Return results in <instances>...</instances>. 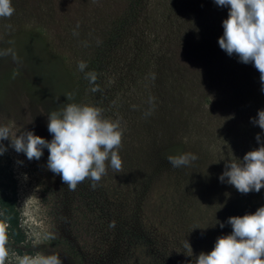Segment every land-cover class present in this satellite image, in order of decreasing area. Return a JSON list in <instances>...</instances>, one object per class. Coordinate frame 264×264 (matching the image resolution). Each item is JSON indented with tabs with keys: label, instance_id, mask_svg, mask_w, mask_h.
Returning a JSON list of instances; mask_svg holds the SVG:
<instances>
[{
	"label": "rangeland",
	"instance_id": "obj_1",
	"mask_svg": "<svg viewBox=\"0 0 264 264\" xmlns=\"http://www.w3.org/2000/svg\"><path fill=\"white\" fill-rule=\"evenodd\" d=\"M124 1L11 0L14 12L0 17V48L7 36L38 32L68 71L75 104L99 107L122 130L119 172L105 161L100 180L86 178L74 189L47 169V149L28 160L0 141L7 149L0 172L9 178L0 190L15 195L25 235L18 245L5 236L0 264L51 253L61 264H191L231 232L214 224L242 215L233 203L255 193L218 180L227 161L259 146L261 129L249 118L264 109L260 73L207 45L211 35H222L227 9L213 0H141L136 21L128 22L118 18ZM24 83L18 76L2 82L0 125L12 136L29 130L50 140L55 91L42 99ZM169 141L183 143V153L196 159L180 167L159 162L157 152Z\"/></svg>",
	"mask_w": 264,
	"mask_h": 264
},
{
	"label": "clouds",
	"instance_id": "obj_2",
	"mask_svg": "<svg viewBox=\"0 0 264 264\" xmlns=\"http://www.w3.org/2000/svg\"><path fill=\"white\" fill-rule=\"evenodd\" d=\"M213 3L227 8V18L221 22L222 35L217 38L219 48L229 56L235 54L238 62L252 64L260 73V91L264 94V0H213ZM13 12L11 0H0V17H9ZM77 66L83 70L85 63L78 62ZM86 75L90 83L96 78L94 72ZM249 119L261 129L255 136L259 146L246 152L242 159L227 161L218 176L220 182L242 194L264 188V144H260L261 134H264V109H258L256 117ZM47 131L51 134L50 140L29 130L12 136L8 126L0 125V141L7 139L9 146L28 160H39L47 149V169L59 174L69 189H74L86 178L100 180L106 172L105 161L107 167L119 172L122 130L119 121L104 117L99 107L66 104L61 111L49 113ZM6 150L0 143V155ZM195 159L193 153L167 157L173 167L186 166ZM226 224L231 232L218 236L212 249L200 252L191 264H264V205L252 213L230 216L214 225L224 228ZM4 241V229L0 226V258L5 255ZM183 247L189 253L187 256H192L191 245L186 239ZM19 264H61V259L56 253L24 256Z\"/></svg>",
	"mask_w": 264,
	"mask_h": 264
},
{
	"label": "trees",
	"instance_id": "obj_3",
	"mask_svg": "<svg viewBox=\"0 0 264 264\" xmlns=\"http://www.w3.org/2000/svg\"><path fill=\"white\" fill-rule=\"evenodd\" d=\"M143 2L144 1L141 0H125L118 14V18L122 16L126 18L128 22L136 21L135 19L142 8ZM153 4L154 2L151 3V7ZM225 9L227 8L225 7ZM210 37L211 38L206 40L207 45L214 44L213 47L216 50L223 51L219 48L217 39H215L214 35ZM16 38L17 41H15ZM7 48L11 50L12 54H15V59L12 55L8 57L5 56ZM100 48L101 46H99L98 49ZM0 51L3 52V55L0 57V65L8 61L15 64V66L9 70H3L0 67V93L2 89L1 84L5 79L18 76L25 82V86L27 85L28 88L35 90L38 97H42V99H46L45 97L49 96L52 99L51 93L53 91L56 92L57 99L55 98L54 92L51 103L52 112H59L66 104L75 103L77 101V91L73 86L71 77L63 65L61 58L49 53L43 38L38 32L20 31L7 36L2 41ZM248 65L252 66L251 63H248ZM54 86H57L55 90L53 88ZM254 86H257V84L254 83ZM66 101L67 103L63 105ZM183 151V143L169 141L157 152L158 160L163 164L169 163L167 160L169 155H180ZM6 178L3 172H0V181L9 182V178ZM5 189L6 188H1L0 190V226L3 227L4 235L8 241L14 245H18L25 240V235L20 224L19 207L15 195ZM262 205H264V188H261L260 191L255 192L253 195L243 197L237 201V203H233V206L235 208L237 206L242 215L245 213H252ZM115 246L118 248L120 244L116 243Z\"/></svg>",
	"mask_w": 264,
	"mask_h": 264
}]
</instances>
